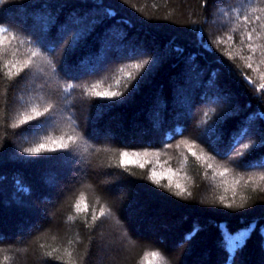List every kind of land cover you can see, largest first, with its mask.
Segmentation results:
<instances>
[{"label":"trees","instance_id":"16d2710c","mask_svg":"<svg viewBox=\"0 0 264 264\" xmlns=\"http://www.w3.org/2000/svg\"><path fill=\"white\" fill-rule=\"evenodd\" d=\"M0 25L17 36L0 65L40 52L0 74V261L147 264L160 251L168 264H264V0H5ZM98 82L123 95L90 94ZM106 129L113 138L90 136ZM69 135L79 139L68 149L24 151ZM123 151L142 155L125 168ZM246 227L227 252L221 230Z\"/></svg>","mask_w":264,"mask_h":264},{"label":"snow or ice","instance_id":"6c2138e0","mask_svg":"<svg viewBox=\"0 0 264 264\" xmlns=\"http://www.w3.org/2000/svg\"><path fill=\"white\" fill-rule=\"evenodd\" d=\"M4 2H5V0H0V3H4ZM252 11H253V13H255L256 9H252ZM244 19H245L246 22L248 21V17L247 16H245ZM259 19H260L259 16L255 17V20H259ZM262 27H264V25H262ZM253 30H255V29H253ZM247 35H248V39L251 40V38H252L251 32L247 33ZM9 37L11 39H9ZM228 39L231 40L232 37L229 36ZM12 40H17L16 34L14 32H12L10 28H8V27H6L4 25H0V59H2V57L4 55H11L13 57H15L17 55V51L14 50V49H10L9 46H8V45L11 44ZM6 42H7V44H6ZM19 43L23 44L24 40L23 39L19 40ZM247 47L250 50H252L253 52L255 51V48L253 47V45L251 43H249L247 45ZM225 54L228 56L229 59H233L231 53L226 52ZM38 55H40V52H39L38 49L37 50H30L29 58L27 60H25L23 62V64L21 66H19V67H17V65L15 63H13L11 60L5 61L2 65H0V74H4V75L7 76L8 75L7 73H3V68H6V67H8V65H11V67L16 68V73L15 74L18 75L20 72H23L25 70V68L30 67L34 63L32 58L33 57H37ZM241 59H243V58L241 57ZM248 59L250 60L251 56H249ZM145 64H148V60H144L141 63L133 64L130 67L132 69H135V70H140V69H142L144 67ZM246 67L252 68V64L248 63L246 65ZM10 71H11V69H9V72ZM121 71H124V70L121 69ZM125 75L129 79L133 78L132 72H130V71L125 72ZM262 77H264V74H262ZM245 78L247 79V77H245ZM248 82L250 84H254V82L252 80H250V79L248 80ZM115 83H116L117 86H119L120 80L117 79L115 81ZM101 84H102V82H98L96 84H93L91 86V88L88 90L89 93L97 95V96L105 97V98H115V97H119V96L123 95V93L121 91H118V90H116V91L105 90L103 92L96 91V89L99 88ZM68 87L71 88V87H73V85H68ZM109 88H111V85H109ZM258 88L261 89V90H264V83L259 84ZM50 107L51 106H49V108ZM49 108H45L44 109V113H47L49 111ZM31 111L35 114V117H40V116L44 115V113H41V112L37 111L35 107H33L31 109ZM260 115L264 116V113H261ZM32 119H33V116L25 115L24 118L22 120H20L19 123L20 124H24L27 121L32 120ZM14 127H15V125H14ZM48 139H51V138L49 137ZM67 139H68V142H63V137H61L60 140H58V141H53V143L57 145V147H55V148H49L45 143H39V144H37L34 147H30V148L24 149V151L27 152V153H30V154H40L42 151H58V150H62V149H68L72 145H75L77 143V141L79 139V136L69 135ZM250 147H251L250 144L244 143L242 145L241 150L236 152V155L237 156H243L244 151L248 150ZM189 151L192 152L193 156L196 155V153L194 151H192L191 147H189ZM130 155L140 156L142 154L138 153V152L137 153H131V154L129 152H127V151L121 152L120 153V156H121L120 166H123V167L126 168L129 163H135V161H131V160L128 159L130 157ZM143 155H147V153L145 152V153H143ZM139 166L140 167H144L143 164H140ZM262 166H264V165H262ZM208 167L211 168L212 165L209 164ZM228 171H229L228 168H224L223 172H221L220 175H224ZM156 175L157 174L153 171L150 174L149 178L153 179V181L155 183H159V180L156 179ZM254 178L255 177H251V176L249 177L250 180L254 179ZM258 179L260 181H264V174L259 175ZM236 183H239V180H237ZM176 187L180 188L181 186L179 184H177ZM184 191L185 190L182 189L181 192L177 193V194L182 195V194H184ZM220 199L223 200L224 198L221 197ZM81 203H84V196L83 195H81L79 201L75 204V209L77 210V212H79L81 210ZM228 206L231 207L232 205L229 204ZM240 206H243V205H240ZM86 209H87V205L85 204V210ZM109 213H110V209H106L105 207H102L100 209L99 215H100V217H103L105 215H108ZM69 219L71 220L73 218L69 217ZM92 219L95 220V219H98V217L93 215ZM250 230H251L250 227H246L245 229L238 230L235 234H233L229 230H227V228L222 229L221 230V237H222V243H223V246H224L225 250L227 252H229V253H232L236 249L240 248L244 244L245 239L248 237ZM69 255H71V253H69ZM149 256L152 259L148 260L147 264H168V261H167L166 257L160 251L148 252V253L145 254L144 259L147 260V258ZM8 259L9 258L7 256H5L3 258V260L0 261V264H7Z\"/></svg>","mask_w":264,"mask_h":264},{"label":"rangeland","instance_id":"374dc122","mask_svg":"<svg viewBox=\"0 0 264 264\" xmlns=\"http://www.w3.org/2000/svg\"><path fill=\"white\" fill-rule=\"evenodd\" d=\"M225 16V15H224ZM226 17V16H225ZM70 21H73V18H70ZM222 21V20H221ZM63 29H65V27L63 28ZM175 79H177L176 77H175ZM177 80H175V88H174V90H175V96H176V98L178 97V98H180L179 97V94H185L187 91H183V89L184 88H186L185 86H183V87H181V86H179V85H177ZM194 91H193V89L191 90V92H190V95L191 96H193V93ZM161 101H159V103H160ZM177 102H178V104H180L181 103V108L182 109H184L185 111H186V113H187V110L190 108V104L192 103H187L186 102V100L185 99H181V100H179V99H177ZM177 102H176V104H177ZM180 102V103H179ZM157 105H158V103H157ZM155 106L154 108H151L149 111H148V113H149V115H148V120H149V122L151 123V125H153L154 126V124L155 125H158V120H159V117H161V114H160V112L157 110V109H159L158 107L159 106ZM178 106H180V105H178ZM161 107V106H160ZM162 108V107H161ZM160 108V109H161ZM161 111V110H160ZM179 117V116H178ZM115 125V129L116 130H119V131H122L124 128V126H123V122H121V121H119V120H117V123H115L114 124ZM102 130H97V131H95L94 132V134H91L90 136L93 138V139H96V137H98V138H100V137H105V139L106 140H108V138H113V133L111 132V131H113V130H109V129H106V131H105V133H102L101 132ZM25 137V136H24ZM179 244V243H178ZM242 260V259H241Z\"/></svg>","mask_w":264,"mask_h":264}]
</instances>
